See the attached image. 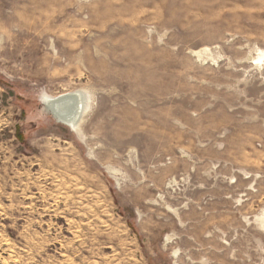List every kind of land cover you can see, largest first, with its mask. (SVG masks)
Wrapping results in <instances>:
<instances>
[{"label": "rangeland", "instance_id": "rangeland-1", "mask_svg": "<svg viewBox=\"0 0 264 264\" xmlns=\"http://www.w3.org/2000/svg\"><path fill=\"white\" fill-rule=\"evenodd\" d=\"M261 52L264 0H0V264H264Z\"/></svg>", "mask_w": 264, "mask_h": 264}, {"label": "bare ground", "instance_id": "bare-ground-1", "mask_svg": "<svg viewBox=\"0 0 264 264\" xmlns=\"http://www.w3.org/2000/svg\"><path fill=\"white\" fill-rule=\"evenodd\" d=\"M263 57L264 52H261L258 60ZM41 101L45 110L57 123L74 134L81 135V123L92 106L90 96L84 90L69 91L54 96L45 94Z\"/></svg>", "mask_w": 264, "mask_h": 264}]
</instances>
